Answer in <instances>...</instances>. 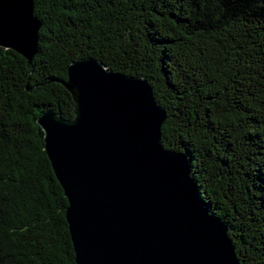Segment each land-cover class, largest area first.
Instances as JSON below:
<instances>
[{
    "label": "trees",
    "instance_id": "obj_1",
    "mask_svg": "<svg viewBox=\"0 0 264 264\" xmlns=\"http://www.w3.org/2000/svg\"><path fill=\"white\" fill-rule=\"evenodd\" d=\"M33 14L31 63L0 47V264H76L36 118L73 117L61 80L84 57L148 81L163 146L186 155L239 264H264V0H33Z\"/></svg>",
    "mask_w": 264,
    "mask_h": 264
},
{
    "label": "water",
    "instance_id": "obj_2",
    "mask_svg": "<svg viewBox=\"0 0 264 264\" xmlns=\"http://www.w3.org/2000/svg\"><path fill=\"white\" fill-rule=\"evenodd\" d=\"M33 0H0V47L28 63ZM73 117L40 113L44 148L67 199L76 264H239L227 226L196 193L186 155L161 142L166 113L143 76L95 57L67 66Z\"/></svg>",
    "mask_w": 264,
    "mask_h": 264
}]
</instances>
